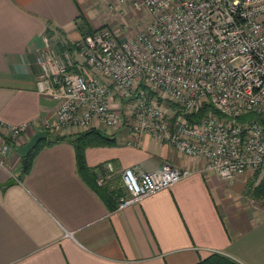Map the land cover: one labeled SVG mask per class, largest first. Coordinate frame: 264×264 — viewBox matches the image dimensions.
<instances>
[{
    "label": "crops",
    "instance_id": "1",
    "mask_svg": "<svg viewBox=\"0 0 264 264\" xmlns=\"http://www.w3.org/2000/svg\"><path fill=\"white\" fill-rule=\"evenodd\" d=\"M110 2L0 0V140L7 136L3 126L29 123L9 152L0 153V183L14 180L0 187V264H195L212 252L264 264V200L253 196L254 175L224 180L149 134L128 143L126 122L111 133L116 144L85 149L97 184L126 196L125 167L152 171L168 163L191 174L126 207H118L119 198L108 208L79 175L72 144L62 140L38 151L20 179L15 147L41 130L39 121L51 119L55 107L37 90V53L46 45L59 50L65 42L50 41L57 33L68 42L79 37L80 13L94 29L110 23Z\"/></svg>",
    "mask_w": 264,
    "mask_h": 264
},
{
    "label": "built area",
    "instance_id": "2",
    "mask_svg": "<svg viewBox=\"0 0 264 264\" xmlns=\"http://www.w3.org/2000/svg\"><path fill=\"white\" fill-rule=\"evenodd\" d=\"M129 4L147 15L135 34L120 37L117 29L101 26L79 36L74 51L46 45L37 53V90L55 101L51 120L42 119L47 131L97 129L111 134L126 122L128 143L149 134L201 160L224 180L251 172L255 185L264 181V125L237 120L248 112L264 119V0ZM204 103L220 115L207 112L199 121H189L187 115ZM28 127L25 122L3 126L12 138ZM6 150L0 144V153ZM191 172L168 163L152 171L125 167L121 183L126 196L118 207Z\"/></svg>",
    "mask_w": 264,
    "mask_h": 264
},
{
    "label": "trees",
    "instance_id": "3",
    "mask_svg": "<svg viewBox=\"0 0 264 264\" xmlns=\"http://www.w3.org/2000/svg\"><path fill=\"white\" fill-rule=\"evenodd\" d=\"M78 19L79 22L76 23V28L80 36H83L87 33H91L94 30L98 29V28L96 29L92 28L82 13L79 14ZM58 48L59 50L68 49L72 51L75 48V45L74 42L71 43L65 41L64 45L58 44ZM74 70L81 73L80 69H78L77 67L74 68ZM169 104L172 109L176 108V105H174L173 103H169ZM207 112H212L220 115L219 111L216 110L210 103H204L196 113L187 115V118L191 122H196L199 121V119H201V117L205 115ZM260 119L261 116L257 112H248L237 118V120L241 122L252 121V120L259 121ZM62 140H67L72 144L76 157L77 170L79 175L82 177V179L88 185H90L94 191H96L100 195L101 199L104 201V203L107 205L108 208L114 209L117 206L119 198L123 196L121 190L119 188L111 187L106 182L104 184H97L96 176L94 175L92 169L87 166L85 159V149L87 147L116 144V139L113 136V134L109 135L97 129H89L86 131L70 133V134L58 133L54 136L48 134L45 139L39 141L36 144V146L28 153L26 157V166L24 170H22L19 174L20 179L30 170L32 160L38 151H40L45 146H51ZM6 141L9 142L10 140L6 139ZM253 196L256 198H263L264 200V181H261L260 183H258L253 187ZM195 264H240V263L224 254L218 252H212L207 257L198 261Z\"/></svg>",
    "mask_w": 264,
    "mask_h": 264
},
{
    "label": "rangeland",
    "instance_id": "4",
    "mask_svg": "<svg viewBox=\"0 0 264 264\" xmlns=\"http://www.w3.org/2000/svg\"><path fill=\"white\" fill-rule=\"evenodd\" d=\"M112 1L113 2L112 3L110 2L109 5H112L114 7V5H116L118 0H116V2L114 0ZM124 3H126V0L123 1L121 4H124ZM107 13L112 15L111 20H109L110 23H105L101 26H110L113 28L116 27L114 29H117L118 31L123 32L124 35L131 36L135 34L136 31L139 30L140 27L147 21V15L145 14V12L142 9H136V8L131 7L130 4H128L125 7L118 6V10L113 9V8H108ZM50 39H51L50 40L51 43L54 45L56 44V42L62 41L64 43L66 40H68V38L64 34L62 35V33H57V36L52 37ZM77 39L78 37L70 41L75 42ZM38 125L47 132V135L48 134L51 136L56 135L54 133L51 134L50 132L47 131L46 127L44 126L43 120H40ZM23 133L20 136H22ZM110 133H114V132L111 131ZM20 136L15 137V138L10 137L9 135L4 136L5 141L6 139H9L10 141L5 142L4 139H1L0 144H3L4 146L7 147L6 152L8 153L10 150L9 147L14 146L13 143L15 142L16 139L20 138Z\"/></svg>",
    "mask_w": 264,
    "mask_h": 264
},
{
    "label": "water",
    "instance_id": "5",
    "mask_svg": "<svg viewBox=\"0 0 264 264\" xmlns=\"http://www.w3.org/2000/svg\"><path fill=\"white\" fill-rule=\"evenodd\" d=\"M261 124L264 125V119H260ZM47 137V132L43 129L35 132L25 143L15 147L18 154L21 156L22 169L26 166V157L28 153L36 146V144ZM14 180H10L6 183H0V187L12 184Z\"/></svg>",
    "mask_w": 264,
    "mask_h": 264
}]
</instances>
